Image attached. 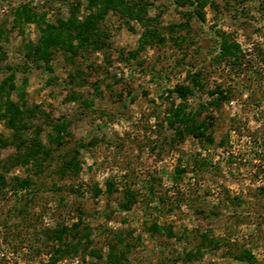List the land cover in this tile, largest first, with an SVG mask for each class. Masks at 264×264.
<instances>
[{
  "label": "rangeland",
  "instance_id": "obj_1",
  "mask_svg": "<svg viewBox=\"0 0 264 264\" xmlns=\"http://www.w3.org/2000/svg\"><path fill=\"white\" fill-rule=\"evenodd\" d=\"M192 1L126 0L141 14L102 19L100 0H0V264H264V0H201L202 17ZM48 25L68 40L41 58ZM182 104L213 142L171 126ZM35 138L49 156L16 164ZM77 149L81 173L61 177ZM74 224L64 254L55 231Z\"/></svg>",
  "mask_w": 264,
  "mask_h": 264
},
{
  "label": "trees",
  "instance_id": "obj_2",
  "mask_svg": "<svg viewBox=\"0 0 264 264\" xmlns=\"http://www.w3.org/2000/svg\"><path fill=\"white\" fill-rule=\"evenodd\" d=\"M91 4H97V2L99 0H96V2L94 0H90ZM104 6L106 7L104 10H102V14L100 15L101 18H105L107 11L110 8H117V5H123L124 6V10H127V14L133 15V16H137L138 14H141V11L137 10L136 8H142L144 9L143 5L141 4H137V3H125L126 0H100ZM199 5L197 6V8L194 10L199 16L202 17L201 15V9L202 7L205 5V2H201V0H196ZM178 5L181 6H186L188 4V2H190V5L194 4V1L192 0H176ZM127 4V5H126ZM137 11L138 14L136 13ZM195 13V14H196ZM194 14V13H193ZM25 16L27 19H31V15L30 13H25ZM193 15H190V17H192ZM96 23H88V22H84L81 24V26L84 28L82 29V34L83 36L81 37V41L84 43H89V45H93L94 48H100L103 44V41L100 39V37L98 36L97 38L92 39L91 35L89 34V31L91 30V28H93L95 26ZM48 27H50L48 29V31L45 32L46 36L44 38H42V40H40L38 46L36 47L37 50V54L39 55V57L43 58V56H45L47 53L50 52L51 49L60 46V45H64L66 44L68 39H64L63 37V33H61V31L58 28H54L51 25H48ZM175 27H172L171 29L173 30V32H175ZM151 37H155L159 40H163L162 36H160V32L158 30H156L155 32H151L150 30L148 31ZM222 40L220 42V55L222 57H226L228 58L230 61L232 62H237L240 57H241V48L240 45L238 43L235 42H230L228 40V36L227 35H222L221 36ZM14 79V75H10L7 78V82L9 81H13ZM1 92L5 91L4 88L0 89ZM175 92L178 94V96L184 101L187 102L189 95L191 94L189 89L187 87H178ZM220 95H222V93L220 92ZM1 96V95H0ZM223 97V96H222ZM4 96H1V99H3ZM218 99V98H217ZM215 99V100H217ZM2 105H1V109H2V117L6 118L9 120V122L11 123H15L17 120V116L18 114H20L19 112V107L16 103H14L10 97H7V100H2ZM186 108L184 106V104H182L180 107H177L176 110H174V112L172 113L171 117L168 118V122L171 124V126L174 127V129H176V132L178 134H190L192 136H194L195 138L199 139L200 141L206 140L207 142H213V138L211 136L209 132V129H211L212 127V122H207L205 120L202 121H197L194 117V115H192L190 112H186ZM19 112V113H18ZM176 124L178 126H176ZM67 123L66 121L63 122L61 125H59L57 133L59 134L58 139H56V142L62 141V135L63 132L67 133ZM183 128V130H181ZM62 134V135H61ZM0 143H3V139L0 138ZM60 144V143H59ZM25 146V151L23 153H19L17 155V157H15L13 160L16 162V164H21L22 166H26L29 163H37L39 159H42V157H48L50 154V149H46L45 146L40 143L38 140L32 141V143H30L29 145H26L25 142H23L21 144V146H19V148L23 149ZM79 150L77 149L76 152L74 153V155L68 160L66 161L62 168L60 169V175L61 177H77L83 167L81 165V162L79 161ZM15 180H17V184L19 186V188L25 189V188H29L32 184L31 179L29 178H18L16 177ZM5 183V177L4 175L0 174V188L4 186ZM108 185L110 186L109 189H111L112 185L111 183H108ZM100 192V190H99ZM127 195L128 198L134 199L135 198V192L134 191H127ZM130 202V199L129 201ZM127 201L122 203L121 205L123 207L126 208L127 206ZM77 224H74L73 227H67V226H62V227H58L57 230L55 231V237L58 239V241L60 242L61 246L66 247L63 250H60L62 253H66L69 250V240L67 242V238L69 236H72L73 238L77 237L79 235V231H76L77 228Z\"/></svg>",
  "mask_w": 264,
  "mask_h": 264
}]
</instances>
